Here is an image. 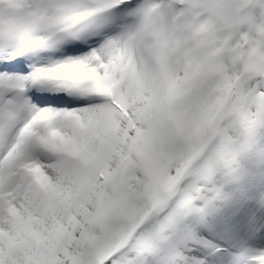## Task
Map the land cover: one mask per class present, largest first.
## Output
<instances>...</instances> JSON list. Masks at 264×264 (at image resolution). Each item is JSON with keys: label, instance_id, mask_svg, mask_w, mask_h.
Returning <instances> with one entry per match:
<instances>
[{"label": "snow or ice", "instance_id": "snow-or-ice-1", "mask_svg": "<svg viewBox=\"0 0 264 264\" xmlns=\"http://www.w3.org/2000/svg\"><path fill=\"white\" fill-rule=\"evenodd\" d=\"M0 264H264V0H0Z\"/></svg>", "mask_w": 264, "mask_h": 264}]
</instances>
